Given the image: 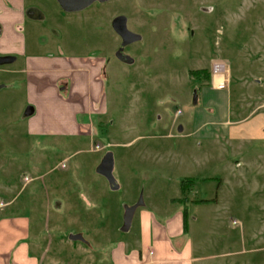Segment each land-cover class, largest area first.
<instances>
[{
  "label": "rangeland",
  "instance_id": "rangeland-1",
  "mask_svg": "<svg viewBox=\"0 0 264 264\" xmlns=\"http://www.w3.org/2000/svg\"><path fill=\"white\" fill-rule=\"evenodd\" d=\"M53 1L48 4L55 9L58 2ZM121 15L127 18L128 29L142 38L123 52L112 27L113 19ZM52 16L46 30L28 42H50L40 51L46 55L105 56L108 113L101 133L92 139L30 136L27 123L33 108L27 102L26 75L18 72L23 64L19 60L0 65V85H5L0 87V215L29 216L33 239L47 245L57 264H72L59 253L71 252L70 231L105 252L115 239L126 237L121 231L125 206L150 199L152 185L138 183V175L168 168L159 154L176 151L179 131L171 125L187 118L194 91L209 79L198 77L197 71L210 73L214 63L224 62L232 68L228 89L253 90L247 86L254 87L249 73L255 63L246 64L242 55L253 34L264 31V0H110L78 12L57 10ZM24 29L27 32V24ZM237 99L233 94L234 110ZM257 143L264 154V131ZM96 145L101 149L95 150ZM108 153L120 184L116 190L97 173ZM164 195L159 190L153 198L161 201ZM236 216L212 226L218 231L213 240L216 233L240 236L243 228L247 236L260 233L255 248L261 249L258 257L264 264V216L242 224L243 218ZM251 246L248 241L246 248ZM85 256L82 259L91 262L93 256Z\"/></svg>",
  "mask_w": 264,
  "mask_h": 264
},
{
  "label": "crops",
  "instance_id": "crops-1",
  "mask_svg": "<svg viewBox=\"0 0 264 264\" xmlns=\"http://www.w3.org/2000/svg\"><path fill=\"white\" fill-rule=\"evenodd\" d=\"M50 1L0 0V65L19 60L23 64L18 72L26 75L27 102L33 108L27 123L30 136L92 139L101 133L108 113V60L98 53L46 55L40 51L50 42H28L61 10L57 3L53 9ZM244 50L243 61L255 63L249 73L254 87L247 86L253 90L218 89L210 72L208 81L194 91L187 118L171 125L179 131L176 151L159 154L168 168L138 175V183H151L150 199L135 210L126 237L115 239L105 252L86 239L74 241L69 236L71 252L61 250L62 256L72 264H260L261 249L255 248L260 233L247 236L243 228L240 236L212 237L216 231L212 226L228 216L243 218L241 224L264 216V154L257 149L264 131V31L255 32ZM239 69L242 72V63ZM233 94L239 104L235 110ZM188 179L193 182L183 192ZM216 180L219 183L213 185ZM159 190L165 192L164 200L153 198ZM248 241L252 246L247 249ZM85 255L93 256L91 262L82 259ZM55 258L46 244L33 239L29 216L0 215V264H57Z\"/></svg>",
  "mask_w": 264,
  "mask_h": 264
},
{
  "label": "water",
  "instance_id": "water-1",
  "mask_svg": "<svg viewBox=\"0 0 264 264\" xmlns=\"http://www.w3.org/2000/svg\"><path fill=\"white\" fill-rule=\"evenodd\" d=\"M61 7L62 10L65 12H78L86 9L94 2H107L110 0H56ZM112 27L114 31L120 36L122 39V45L119 49L120 52H123L125 47L128 45L140 41L142 38L139 34L134 33L128 29L127 25V18L123 15L118 16L113 19ZM121 59L126 62H131L128 58H124L123 55H120ZM114 170V158L111 153L106 154L104 159L102 160L101 164L97 167V173L103 175L109 181L111 189L116 190L119 188V185L116 183V180L113 175ZM142 204L141 201H138L136 204L127 207L125 209L124 214V223L121 228L123 232H128L132 226V219L135 210L138 206ZM71 240H81L83 241L84 238L80 234H72L70 235Z\"/></svg>",
  "mask_w": 264,
  "mask_h": 264
},
{
  "label": "built area",
  "instance_id": "built-area-1",
  "mask_svg": "<svg viewBox=\"0 0 264 264\" xmlns=\"http://www.w3.org/2000/svg\"><path fill=\"white\" fill-rule=\"evenodd\" d=\"M213 79H214V86L218 89H224L228 82H229V67L224 62H216L213 65ZM217 77L221 79L217 82ZM100 146L96 145L95 150H100ZM64 166V163L62 164ZM235 223V222H234Z\"/></svg>",
  "mask_w": 264,
  "mask_h": 264
},
{
  "label": "trees",
  "instance_id": "trees-1",
  "mask_svg": "<svg viewBox=\"0 0 264 264\" xmlns=\"http://www.w3.org/2000/svg\"><path fill=\"white\" fill-rule=\"evenodd\" d=\"M197 74V76L199 77V75H204V76H206L207 78H210V73L208 72V71H206V70H203V71H197L196 72ZM191 182H193V180H191V179H188V180H184L183 181V185H182V190H183V192H186V185H189ZM185 198H182V199H179V201H183Z\"/></svg>",
  "mask_w": 264,
  "mask_h": 264
},
{
  "label": "flooded vegetation",
  "instance_id": "flooded-vegetation-1",
  "mask_svg": "<svg viewBox=\"0 0 264 264\" xmlns=\"http://www.w3.org/2000/svg\"><path fill=\"white\" fill-rule=\"evenodd\" d=\"M121 45H122V39H121ZM120 47H121V46H120ZM125 49H126V47H125ZM125 49H124V50H125ZM124 50H123V51H124Z\"/></svg>",
  "mask_w": 264,
  "mask_h": 264
},
{
  "label": "bare ground",
  "instance_id": "bare-ground-1",
  "mask_svg": "<svg viewBox=\"0 0 264 264\" xmlns=\"http://www.w3.org/2000/svg\"><path fill=\"white\" fill-rule=\"evenodd\" d=\"M218 78H220V77H218ZM221 79V78H220Z\"/></svg>",
  "mask_w": 264,
  "mask_h": 264
}]
</instances>
